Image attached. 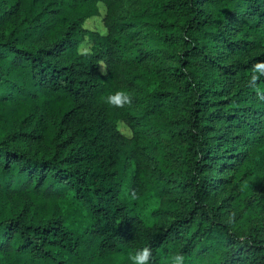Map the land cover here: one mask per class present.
<instances>
[{
	"label": "trees",
	"instance_id": "obj_1",
	"mask_svg": "<svg viewBox=\"0 0 264 264\" xmlns=\"http://www.w3.org/2000/svg\"><path fill=\"white\" fill-rule=\"evenodd\" d=\"M99 4L104 36L83 27ZM262 51L264 0H0V264L143 247L264 264V200L225 178L264 139ZM118 91L130 103L106 102Z\"/></svg>",
	"mask_w": 264,
	"mask_h": 264
},
{
	"label": "rangeland",
	"instance_id": "obj_2",
	"mask_svg": "<svg viewBox=\"0 0 264 264\" xmlns=\"http://www.w3.org/2000/svg\"><path fill=\"white\" fill-rule=\"evenodd\" d=\"M97 10V16L86 20L83 27L88 32L104 36L106 34V29L103 24V19L106 16V9L104 5L99 4ZM136 10L137 7L133 2H127L123 5L121 15H126ZM238 39L241 40V37H238ZM90 50L91 44L89 42L84 43L80 47V52L82 53H87ZM261 54H264V51H262ZM118 129L123 135L129 136L128 129L123 125L120 124ZM234 151H236L239 156L230 161L235 174L234 171H229L225 174V178L232 183L229 184L228 189H231L237 184L238 190L243 192L244 195L254 196L255 201L258 199L264 200V139H254L244 144L240 143ZM210 179L212 180V185H215V176L211 174ZM238 199H240V197ZM258 205L253 202L252 207L257 209ZM157 207V204L150 200L146 204L145 212L154 211ZM256 214L258 215L257 223L263 224L264 211L258 213L256 210Z\"/></svg>",
	"mask_w": 264,
	"mask_h": 264
},
{
	"label": "clouds",
	"instance_id": "obj_3",
	"mask_svg": "<svg viewBox=\"0 0 264 264\" xmlns=\"http://www.w3.org/2000/svg\"><path fill=\"white\" fill-rule=\"evenodd\" d=\"M256 69H264V64L256 65ZM258 76L254 75L252 80L255 81ZM257 94H261V90L257 89ZM106 102L116 107H122L125 104L130 103L129 95L124 91H118L115 95L107 97ZM152 251L149 247H143L130 253L128 260L130 264H151ZM169 264H185V257L183 254L175 253L169 257Z\"/></svg>",
	"mask_w": 264,
	"mask_h": 264
}]
</instances>
